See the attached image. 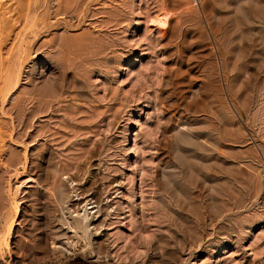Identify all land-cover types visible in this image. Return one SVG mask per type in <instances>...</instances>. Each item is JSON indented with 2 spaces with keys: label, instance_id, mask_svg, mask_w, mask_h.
Listing matches in <instances>:
<instances>
[{
  "label": "rangeland",
  "instance_id": "rangeland-1",
  "mask_svg": "<svg viewBox=\"0 0 264 264\" xmlns=\"http://www.w3.org/2000/svg\"><path fill=\"white\" fill-rule=\"evenodd\" d=\"M0 264H264V0H0Z\"/></svg>",
  "mask_w": 264,
  "mask_h": 264
},
{
  "label": "bare ground",
  "instance_id": "bare-ground-1",
  "mask_svg": "<svg viewBox=\"0 0 264 264\" xmlns=\"http://www.w3.org/2000/svg\"><path fill=\"white\" fill-rule=\"evenodd\" d=\"M165 19V17H164ZM166 21V20H165ZM86 205V204H85ZM93 207L90 206V210H92ZM89 212V211H88ZM96 213V211H93V214ZM77 214V213H76ZM90 213H85L82 215H77V219L75 221V225H72L68 223V228L71 232H73L75 235L79 234L81 232L82 234H87L89 232V228H91L92 224L91 217L89 215ZM94 228V227H93ZM95 229V228H94ZM79 236V235H78Z\"/></svg>",
  "mask_w": 264,
  "mask_h": 264
}]
</instances>
